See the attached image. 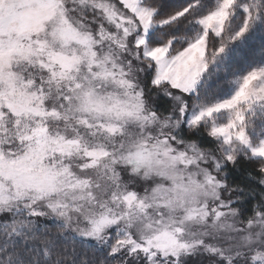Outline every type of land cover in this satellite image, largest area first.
<instances>
[{
    "label": "snow or ice",
    "instance_id": "obj_1",
    "mask_svg": "<svg viewBox=\"0 0 264 264\" xmlns=\"http://www.w3.org/2000/svg\"><path fill=\"white\" fill-rule=\"evenodd\" d=\"M0 264H264V0H0Z\"/></svg>",
    "mask_w": 264,
    "mask_h": 264
}]
</instances>
